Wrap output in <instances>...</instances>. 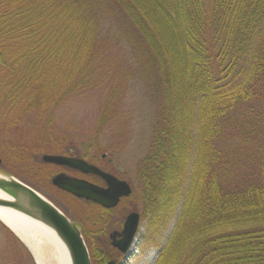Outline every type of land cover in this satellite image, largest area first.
<instances>
[{"label": "trees", "instance_id": "1", "mask_svg": "<svg viewBox=\"0 0 264 264\" xmlns=\"http://www.w3.org/2000/svg\"><path fill=\"white\" fill-rule=\"evenodd\" d=\"M113 28L138 64L131 76H153L146 206L156 217L180 206L156 264H264V147L251 179L233 178L222 147L242 106L264 117V0H0L7 101L28 114L90 91Z\"/></svg>", "mask_w": 264, "mask_h": 264}, {"label": "rangeland", "instance_id": "2", "mask_svg": "<svg viewBox=\"0 0 264 264\" xmlns=\"http://www.w3.org/2000/svg\"><path fill=\"white\" fill-rule=\"evenodd\" d=\"M110 35L103 68L93 88L47 110L37 106L32 113L25 114L7 101L2 83L6 80L9 63L0 62V173H7L29 185L73 221L83 225L92 258L97 255L95 249H106L107 246L111 251L108 235L118 227L97 208L56 189L51 178L59 170L44 163L42 158L68 153L81 157L89 155L90 162L107 170L110 166L107 160H101V156L108 154L126 170L124 178L134 191L130 205L141 207L144 184L140 168L152 149L157 109L150 88L153 76L149 78L136 73L131 76L130 72H137L139 67L129 44L121 39L116 28L110 29ZM31 71L29 67L28 72ZM129 73L130 77H126ZM45 98L48 100L49 95L45 94ZM249 106H242L231 115L229 136L226 135L222 142L235 179L256 177L260 164L257 159L264 147L262 136L257 133L264 130L263 114L254 105H251L253 109ZM193 162L192 156L190 165ZM190 171L191 167L177 186L178 190L183 189V193ZM166 208V217H156V212L146 214V218L142 216L131 253L116 254L112 259L118 264H156L168 245L180 210L179 203ZM121 212L123 209L118 213ZM99 218H102L100 225H92ZM0 264H37L29 247L1 221Z\"/></svg>", "mask_w": 264, "mask_h": 264}, {"label": "water", "instance_id": "3", "mask_svg": "<svg viewBox=\"0 0 264 264\" xmlns=\"http://www.w3.org/2000/svg\"><path fill=\"white\" fill-rule=\"evenodd\" d=\"M42 160L47 164L66 166L84 174L99 176L108 185V188L98 187L65 174H59L53 178L52 183L55 187L77 198L111 209L118 205L121 197H128L132 194L128 183L117 180L85 160L60 155H44ZM1 163L2 159L0 158V165ZM0 208L13 210L52 228L67 246L72 264H92L89 249L76 223L38 191L14 176L3 173H0ZM139 224V215H130L123 232L124 241L114 243V246L118 247L123 254L130 250L137 235ZM109 264L116 263L110 262Z\"/></svg>", "mask_w": 264, "mask_h": 264}, {"label": "flooded vegetation", "instance_id": "4", "mask_svg": "<svg viewBox=\"0 0 264 264\" xmlns=\"http://www.w3.org/2000/svg\"><path fill=\"white\" fill-rule=\"evenodd\" d=\"M64 156L69 157V158H73V159H82V160H85V161H87L88 163H90L92 165H95L94 163L89 161V157H88L89 155L81 157V156H76L74 154L68 153V155H64ZM101 160H103V161L107 160V162H108V164L110 166V169L104 170V169H102V168H100V167L95 165L96 167H98L100 170L104 171L105 173H108V174L112 175L117 180H119L121 182L128 183V185L130 186V188L132 190V194L130 196H128V197L123 196V197L120 198V201H119V203H118V205L116 207L111 208V209H107V208H104V207L94 203V202L86 201L85 199L77 198V197L73 196L72 194L67 193L65 191H62L61 189L55 187L54 185L53 186L56 189H58L61 193L73 198L74 200H77L79 202H83V203H85V204H87V205H89L91 207L97 208L100 211V214H105L106 216H108V218H106V219H108V220L110 219L111 222L113 220L114 224H116L115 226L118 227L117 228L118 230L116 229V230L112 231L111 234L108 235V237H109V247H110L111 251H108L107 246H105L106 249L105 248L95 249L94 254L97 252V255H95V257L93 256V258L92 257L91 258H92V264H109L110 262H115L116 264H118L117 261L112 259V256L116 255V254H122L123 255V253L121 252V250L118 247L114 246V243H120V242L124 241L123 232H124V228H125V225L127 223V220L129 218V216L132 215V214H138L139 218H140V224H141L142 216H143V218H146V214H148V213L154 215V213L156 212L155 209H156L157 205L154 204V203H151L149 201L148 206H146V204H147L146 203V199H144L143 195H142L141 207L130 205L131 197L133 196V192L134 191H133L132 185L129 183V181H127L124 178V174H125L126 170L114 158H110L108 154H103L101 156ZM51 165L59 170L51 178V182H52L53 178L56 177L57 175L65 174V175H67V176H69L71 178H76V179L87 181V182H89V183H91L93 185H96L98 187L108 188L107 183L99 176L92 175V174H84L83 172H81L79 170H75V169H72V168L66 167V166H59V165H53V164H51ZM138 208H140V209H138ZM59 209H61V208H59ZM122 209H123V212L118 213ZM139 210H141V212ZM61 211H62V209H61ZM111 217H112V219H111ZM101 220H102V218H99L96 221V223H92V225H98V224L100 225V221ZM74 222L79 226V228H80V230L82 232V235L84 236V239L86 240V237H85L86 234H85L84 226L79 224L76 221H74ZM101 233H103V230L101 231ZM88 249H89V247H88ZM109 253H110V255H109Z\"/></svg>", "mask_w": 264, "mask_h": 264}, {"label": "bare ground", "instance_id": "5", "mask_svg": "<svg viewBox=\"0 0 264 264\" xmlns=\"http://www.w3.org/2000/svg\"><path fill=\"white\" fill-rule=\"evenodd\" d=\"M0 221L29 247L37 264H72L67 246L44 223L4 208H0Z\"/></svg>", "mask_w": 264, "mask_h": 264}]
</instances>
